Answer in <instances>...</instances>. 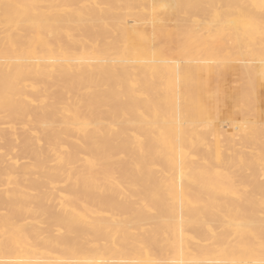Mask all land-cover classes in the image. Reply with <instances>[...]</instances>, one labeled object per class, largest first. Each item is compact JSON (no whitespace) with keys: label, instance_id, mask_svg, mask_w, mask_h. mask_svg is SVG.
<instances>
[{"label":"bare ground","instance_id":"bare-ground-1","mask_svg":"<svg viewBox=\"0 0 264 264\" xmlns=\"http://www.w3.org/2000/svg\"><path fill=\"white\" fill-rule=\"evenodd\" d=\"M0 28L1 149L33 159L0 155V264H264V0H0Z\"/></svg>","mask_w":264,"mask_h":264},{"label":"rangeland","instance_id":"rangeland-1","mask_svg":"<svg viewBox=\"0 0 264 264\" xmlns=\"http://www.w3.org/2000/svg\"><path fill=\"white\" fill-rule=\"evenodd\" d=\"M169 23L172 25V21H169ZM1 28H0V38L2 37V34H1ZM237 64L239 63L238 61L236 62ZM234 73V74H233ZM232 74L233 75H231V76H227V77H224V78H222L221 80H219V81H222L221 83L220 82H218L219 83V95L221 96V98H222V95H223V98L220 100V102H219V104L220 103H222V104H220L219 106H218V108L221 106V108H219V110L218 109H216L217 111H219V113H217V114H215L214 116L216 117V118H218L217 116H221L222 114V117H219V119H218V122H217V119L214 117L213 119L215 120V122H217L218 124H219V126H220V128L223 130H225V133H226V131H227V133H226V135L227 136H231L232 135V133L233 134H235L234 133V125H235V130H238L237 129V126H238V124H239V121H243V116H242V114H240L241 112H240V109L242 108V104L240 105L239 103H237L236 102V99H235V94H236V89H239V88H236L234 91H235V94H234V91H233V88L231 87V86H233V83H234V85L235 86H233V87H240V85H241V83H242V80H241V78H240V76H239V74L236 72H233ZM231 77V78H230ZM239 80V81H238ZM235 81L236 82H238V83H235ZM222 84V85H221ZM236 84L238 85L239 84V86H236ZM230 86V87H229ZM226 87H229V88H232V91H231V89H229V88H226ZM264 86L263 85H261L260 87H259V89H258V95L260 96V99H259V105L258 106H260L259 108H262L261 110L259 109V108H257V109H259V111L260 112H263L264 111V97H262V96H264V94H263V92H264ZM229 90H230V92H229ZM263 90V91H262ZM224 91H227V93L226 92H224ZM259 91H261V92H259ZM223 93V94H222ZM229 93V94H228ZM231 93H233V94H231ZM259 93H262L261 95L259 94ZM222 94V95H221ZM225 94V95H224ZM228 94V95H227ZM225 97H227V99H229L228 100V103H225L226 101H225ZM224 99V100H223ZM230 99H231V102H230ZM235 101H234V100ZM223 100V101H222ZM225 101V102H224ZM235 103H234V102ZM223 102H224V105H223ZM230 103V104H229ZM235 105H234V104ZM237 103V104H236ZM226 104H228V105H226ZM234 105V106H232V105ZM225 106V107H224ZM263 106V107H262ZM233 107V108H232ZM234 107H239L238 109V113L236 114L235 113V115H233L234 114V112H235V110L237 111V109L236 108H234ZM241 107V108H240ZM231 109H232V112H231ZM235 109V110H234ZM227 110V111H226ZM217 111H215V113L217 112ZM234 111V112H233ZM222 112H224V113H222ZM225 112H226V114L227 115H225ZM231 112V113H230ZM221 113V115H219ZM230 114V115H229ZM217 115V116H216ZM225 115V116H224ZM237 115H239V116H237ZM235 116H237V119L235 120V121H233V117L234 118H236ZM226 117H228V118H226ZM226 118V119H225ZM231 120H230V119ZM239 118V119H238ZM222 120V121H221ZM228 120V121H227ZM260 121H262V122H260V123H264V119H262V120H260ZM221 122H223V123H221ZM229 122V123H228ZM238 122V123H237ZM235 123V124H234ZM231 124H232V127H231ZM229 126V127H228ZM231 128H233V129H231ZM229 132V133H228ZM237 136V135H236ZM235 136V137H236ZM237 138V137H236ZM14 144L16 145L15 146V148L13 149V151H7L6 149H1L2 148V145L0 144V151H1V153H0V155L1 154H4L5 153V151H6V153L7 154H5L6 156H5V158L7 159V160H5V165L3 164V166L4 167H7V165L6 164H9V162H12V160L10 159L12 156L11 155H16L17 153V156L15 157H13V158H16V159H18V163H17V166H15V169L16 168H18L19 169V167H20V165H22V163H25L26 161L27 162H32L33 161V159H32V157H29V156H20L22 153H21V150H20V153H19V149H20V139H18V138H14ZM3 141L2 140H0V143H2ZM45 145V144H44ZM239 146V145H238ZM17 147V148H16ZM18 151V152H17ZM3 152V153H2ZM13 152H14V154H13ZM17 152V153H16ZM9 153V154H8ZM10 153H12L11 155H10ZM9 155V156H8ZM21 157H26L28 160H24V158H23V161H21L22 160V158ZM11 160V161H10ZM6 161H7V163H6ZM21 161V162H20ZM20 164V165H19ZM8 167H11V165L9 164V166ZM3 187V186H2Z\"/></svg>","mask_w":264,"mask_h":264}]
</instances>
